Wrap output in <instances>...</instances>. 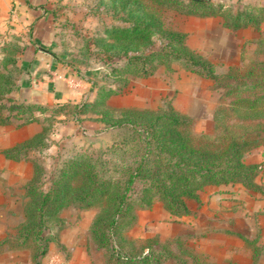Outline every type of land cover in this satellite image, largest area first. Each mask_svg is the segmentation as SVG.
Segmentation results:
<instances>
[{"label": "rangeland", "instance_id": "rangeland-1", "mask_svg": "<svg viewBox=\"0 0 264 264\" xmlns=\"http://www.w3.org/2000/svg\"><path fill=\"white\" fill-rule=\"evenodd\" d=\"M43 1L51 9V42L45 46L48 53L55 56L51 63H59L68 73L92 81L95 87L116 86L121 80L112 69L120 67L123 60L107 56L100 43L93 40L104 37L105 27L124 25L119 20L120 12H114L108 0ZM212 1L222 3L232 11L246 4H264V0ZM158 14L166 26L185 34L184 43L190 50L213 65L215 78L200 77L184 69L179 62H171L168 67L158 66L150 76L129 78L119 94L106 99V105L115 114L124 109L146 112L169 106L188 117V123L181 128L187 137L192 140L200 138V134L211 137L218 131L223 135L227 132L245 135V139H250L252 143L244 153V161L254 160L256 156L252 152L264 146V119H234L226 107L235 93L252 95L250 90H243L241 85L236 90L234 85L249 82L250 79L245 76L249 64L253 60L264 59L258 52V43L264 39V28H249L251 33L245 30L248 27L232 31L221 25L218 16H188L167 8H158ZM26 40V37L22 38L8 28L0 30V75L8 79V85L23 76L14 62L19 61L16 51ZM157 46V39L152 38L150 47ZM12 91L14 101L41 105L45 109L32 111L37 121L16 126L19 121L12 119L9 124H0V227H5L0 232V240L5 237L12 239L9 235L25 218L28 198L23 197V190L33 177L34 165L38 167L35 183L43 191L64 161L78 153L95 156L117 138L119 131L117 128L104 129L97 120V114L91 111L74 116L70 105L91 101L94 97L91 89L84 98L72 102L70 98L56 102L42 95L14 98V89ZM4 99L5 96L2 103L7 107L9 104ZM180 108L185 109L187 114L182 113ZM8 113L13 115L5 109L0 111L2 116ZM256 131L260 132V136L256 135ZM40 132V141L31 142L16 155L17 159L4 155L5 150L13 149ZM76 182L77 178L73 184ZM256 184L258 190H248L239 183L205 186L194 200L188 201V213L182 216L168 214L161 203L155 201L149 209H139L151 213L141 217L142 222H148V227L132 230L136 224V212L139 211L136 210L134 224L123 231L122 236L131 242L135 252L145 251L147 246L163 248L166 256L161 259L162 264H212L206 257H216V264H264V217L259 215V211L248 213L244 199V193L249 191L264 193V186ZM140 186L139 182H135L134 190ZM14 196L21 199V204L14 202L12 206L18 214L2 212L6 209L2 207L10 204ZM104 202L102 198L83 208L70 202L64 205L51 220L61 223V228L56 231V227L50 224L49 237L55 238L49 241L45 253L37 260L40 262L50 252L67 257L69 250L60 242V237L67 233L70 238L76 225L80 229L78 239L82 240V245L92 256L107 257L104 250L96 247L89 230ZM50 244L54 245L52 251L48 249ZM123 247L128 249L127 244ZM4 248L0 246V252ZM27 248L31 253L35 252L33 245Z\"/></svg>", "mask_w": 264, "mask_h": 264}, {"label": "trees", "instance_id": "trees-1", "mask_svg": "<svg viewBox=\"0 0 264 264\" xmlns=\"http://www.w3.org/2000/svg\"><path fill=\"white\" fill-rule=\"evenodd\" d=\"M108 2L114 12H120L119 20L124 25L105 27L104 37L93 41L100 43L107 56L123 60L120 67L112 69L121 81L113 87H95L88 80L93 99L70 106L75 117L86 111L97 114L104 129H119L117 138L95 156L78 153L64 161L43 191L35 183L38 167L34 165L33 177L23 190V197L28 198L25 218L9 235L12 239L0 240V246L7 248L33 245L34 260L45 253L49 241L55 238L49 237L50 224L58 231L61 223L51 220L69 202L83 208L104 198V205L89 230L96 247L104 250L109 262L162 264L161 259L166 256L163 248L147 246L145 251L135 252L131 242L122 236V232L134 224L136 210L149 209L157 201L168 214L182 216L188 213V201L194 200L205 186L239 183L248 190L259 189L254 179L263 170V162L244 161V153L252 143L245 135L227 131L223 135L218 131L211 137L200 134V138L192 140L181 130L188 123V117L169 106L146 112L124 109L115 114L105 101L119 94L129 78L150 76L158 66L168 67L171 62H179L184 69L200 77L215 78L213 65L185 45L184 33L166 26L158 8L188 16H218L224 28L234 31L247 27L258 30L264 21V4H246L232 11L212 0ZM43 10L50 15V8L45 6ZM152 38L158 41L156 48L150 47ZM25 43L16 51L20 57L26 55ZM258 52L264 56V39L258 43ZM14 64L19 71L18 62ZM249 65L245 71L249 82L235 84L234 88L237 90L241 85L252 95H232L226 108L234 119H264V59L253 60ZM16 84L14 80L8 85V79L0 75V111L13 112L12 116L0 115V124H9L15 119L19 121L16 126H22L37 121L33 110L45 109L41 105L14 101L11 94ZM4 96L7 107L2 103ZM259 133L256 131V135L260 136ZM41 134L5 150L4 155L17 159L16 155L31 142L40 141ZM75 178L77 182L73 184ZM135 182L141 184L138 190H134ZM126 244L128 249L123 247Z\"/></svg>", "mask_w": 264, "mask_h": 264}, {"label": "crops", "instance_id": "crops-1", "mask_svg": "<svg viewBox=\"0 0 264 264\" xmlns=\"http://www.w3.org/2000/svg\"><path fill=\"white\" fill-rule=\"evenodd\" d=\"M43 3V0H0V30L8 28L27 39L24 47L26 55L21 56L18 61V68L22 71L23 76L18 78L14 87V98H36L37 95H42L50 97L56 102L69 98L71 102L78 101L80 98H84L89 91L87 81L68 73L59 63H51L52 56L45 46L51 42L52 21L49 14L43 10L45 7ZM260 27L264 28V21ZM245 30L251 33L249 28ZM81 87L82 90H80ZM179 110L187 114L185 109L180 108ZM252 153L256 157L248 163L263 162V170L255 181L264 186V146L257 148ZM244 199L247 203L248 213L259 211V215L264 217V193L249 191L244 193ZM14 202L21 204V199L14 196L10 204L2 207L6 208L2 212L18 214V211H14L12 208ZM150 214L149 210L137 211L136 224L132 230L133 228L137 230L147 228L148 222H142L141 217L150 216ZM4 229L5 227L2 225L0 232ZM71 232L70 238L67 237V233L60 237V242L69 250L68 256L65 257L69 264H113L106 257H93L89 250L82 245V240L77 237L80 232L79 225L74 226ZM48 249L52 251L54 245L50 244ZM206 258L212 264L217 263L216 257ZM0 264H45V257H42L39 262L34 260L28 248L5 247L0 252Z\"/></svg>", "mask_w": 264, "mask_h": 264}, {"label": "built area", "instance_id": "built-area-1", "mask_svg": "<svg viewBox=\"0 0 264 264\" xmlns=\"http://www.w3.org/2000/svg\"><path fill=\"white\" fill-rule=\"evenodd\" d=\"M45 264H69L65 257L58 253L50 252L45 256Z\"/></svg>", "mask_w": 264, "mask_h": 264}]
</instances>
